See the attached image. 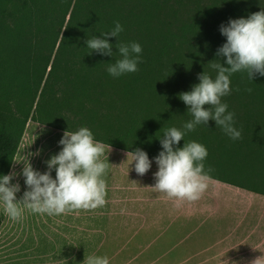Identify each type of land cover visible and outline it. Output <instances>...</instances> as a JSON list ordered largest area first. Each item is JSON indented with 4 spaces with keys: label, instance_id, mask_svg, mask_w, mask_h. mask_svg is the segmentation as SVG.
I'll list each match as a JSON object with an SVG mask.
<instances>
[{
    "label": "trees",
    "instance_id": "obj_1",
    "mask_svg": "<svg viewBox=\"0 0 264 264\" xmlns=\"http://www.w3.org/2000/svg\"><path fill=\"white\" fill-rule=\"evenodd\" d=\"M179 1L0 0V177L10 170L30 117L53 126L87 127L97 141L130 153L139 148L154 160L163 150L164 131H183L193 119L179 95L191 91L213 63H224L216 55L226 43L220 26L261 11L250 13L252 7L245 8L249 0L194 2L192 13L174 31L167 10L179 8ZM164 20L167 29L160 27ZM116 21L124 30L119 41L108 38L113 56L89 55L86 40L103 38ZM118 42L139 43L141 62L138 71L114 78L107 68L122 58ZM181 47L188 51L180 52ZM230 80L231 94L222 103L235 113L234 127L242 138L233 141L210 120L186 133L178 147L201 143L208 150L205 171L213 169L210 178L264 194V183L243 181L249 174L214 158L221 154L225 164L232 158L264 162V76L251 80L238 72ZM158 144L159 151L151 150Z\"/></svg>",
    "mask_w": 264,
    "mask_h": 264
},
{
    "label": "clouds",
    "instance_id": "obj_2",
    "mask_svg": "<svg viewBox=\"0 0 264 264\" xmlns=\"http://www.w3.org/2000/svg\"><path fill=\"white\" fill-rule=\"evenodd\" d=\"M123 30L116 21L111 31L102 34L103 38L87 39L85 43L91 49L89 55L96 52L113 56V45L108 38L116 37L119 41ZM220 32L226 37V43L217 50L216 55L223 58L224 63L211 65L217 71L214 79L203 72L198 76L199 83L193 85L191 91L179 95L193 119L184 124L183 131L176 127L166 129L160 139L163 150L154 158L158 171L154 173L155 184L152 188L179 202L199 200L208 188L209 173L213 171L211 168L205 171L204 161L208 150L204 145L188 141L184 142L183 147H178L180 141H184L186 133L194 132L199 125H208L210 120L233 141L241 139V131L234 127L235 113L227 110L228 105L222 103V97L231 94L230 77L233 74L246 72L251 80L256 74L264 76V10L252 13L248 18L230 19L226 26H220ZM116 47L122 58L109 64V75L118 78L138 71L141 45L118 42ZM246 90L252 92L251 88ZM58 143L62 145V150L46 162L48 171L41 173L30 164L24 166L22 175L28 190L21 199L18 200L16 196L20 191L19 184L11 183L15 173L0 177V205L13 221L23 219L25 210L58 216L76 210H95L106 205L107 185L104 177L108 174L110 163L102 159L106 153L105 144L95 140L87 127H81L76 132L65 131ZM131 160L135 172L140 176L145 175L152 166L148 154L139 148L131 152ZM53 169L55 178L51 175ZM83 264H109V258L85 255Z\"/></svg>",
    "mask_w": 264,
    "mask_h": 264
},
{
    "label": "rangeland",
    "instance_id": "obj_3",
    "mask_svg": "<svg viewBox=\"0 0 264 264\" xmlns=\"http://www.w3.org/2000/svg\"><path fill=\"white\" fill-rule=\"evenodd\" d=\"M210 1L212 0H180L179 8L167 10L174 24L173 30L176 31L181 22L192 13L194 2L207 5ZM218 2L221 4V0ZM249 7H252L250 13L255 10L254 8L264 10V0H249L245 8ZM69 17L70 15H67L66 22ZM160 27L167 29V20H164ZM179 51L187 52L188 50L181 47ZM182 58L188 59L185 54H182ZM207 72L213 79L217 75V71L212 67H209ZM38 100L39 98L36 99L35 104ZM34 113L35 107L32 114ZM80 128L71 127L65 123H61V126H53L30 117L18 139L17 149L7 174L15 173L11 183H18L20 186V191L16 194L18 200L28 190L22 175L24 166L30 164L34 170L41 173L48 171L46 162L62 150V145L58 142L65 131L76 132ZM104 144L106 153L102 159L110 163L108 174L104 177L107 185L106 205L95 210H76L58 216L36 214L25 210L23 219L19 221L10 219L0 205L2 212L0 264H83L85 255L107 256L109 264H123L119 256L122 247L116 240V233L109 227V218L126 208L139 207L140 201L148 202L149 197H153L150 190L153 189L154 184L151 178L143 182L141 177L154 176L158 169L156 163L152 162L150 170L140 176L134 170L130 152L108 143ZM159 146L158 144L151 150L159 151ZM214 158L235 171L249 174L242 176L241 180L264 183V162L232 158L229 160L231 164H225L221 154L215 155ZM51 175L55 178L54 169ZM251 176H254L253 180ZM215 183L228 187L222 183ZM142 186L146 187L143 195L140 192Z\"/></svg>",
    "mask_w": 264,
    "mask_h": 264
},
{
    "label": "crops",
    "instance_id": "obj_4",
    "mask_svg": "<svg viewBox=\"0 0 264 264\" xmlns=\"http://www.w3.org/2000/svg\"><path fill=\"white\" fill-rule=\"evenodd\" d=\"M149 178L155 184L153 175L141 181ZM150 192L148 202L109 218L123 264H264L263 193L213 178L194 202Z\"/></svg>",
    "mask_w": 264,
    "mask_h": 264
}]
</instances>
